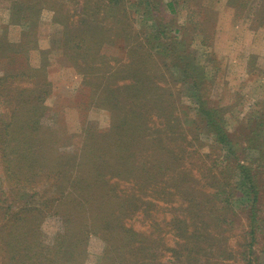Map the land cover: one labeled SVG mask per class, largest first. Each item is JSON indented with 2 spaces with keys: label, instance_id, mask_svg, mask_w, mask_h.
I'll list each match as a JSON object with an SVG mask.
<instances>
[{
  "label": "rangeland",
  "instance_id": "obj_1",
  "mask_svg": "<svg viewBox=\"0 0 264 264\" xmlns=\"http://www.w3.org/2000/svg\"><path fill=\"white\" fill-rule=\"evenodd\" d=\"M170 1L119 0V4H110L107 0H92L94 11L84 15L81 3H71L70 22L74 23V33L68 46L79 50L87 45L78 43L77 38V30L84 25L79 22L85 19L90 32L97 34L101 53L107 58L101 63L103 66L98 65L100 70L85 74L73 65L69 56L66 58L63 54V33L55 23L52 11L44 6L36 14V26L33 25L31 29L29 21L20 24V15L13 14L15 0H0V44H5L3 48L0 47V76L6 72L18 73V76L20 72L31 70H37L38 74L45 76L50 87L43 84V88L39 87L45 91L41 99L50 110L45 112L41 122L47 127H59L55 147L60 151L67 148L73 150L87 130L98 134L110 131L111 123L115 122L109 110L112 106H100L91 97L98 96L100 87L111 85L114 88L116 83L121 86V90H117L118 93L111 90L112 99L121 98L127 105L134 101L136 106H140L136 110L138 120L144 113H149L151 133H148L147 128L144 132L151 134V139L156 135L169 148L171 145L166 136L174 131L178 135L177 146H185L186 152L190 154H185L175 169L178 176H173L174 180L171 176L168 178L171 184L176 182L185 191H188V187L192 188V184H200V196L212 195V191H215L207 190L206 187L209 185L210 173L216 175L222 185L221 191L229 196L233 208L232 213H224L221 230H213L212 226L209 229L202 227L197 257L185 252L179 261L176 254L166 252L156 264H264V32L250 24L253 11L250 8L257 5V0L249 3V7H245L241 1L235 5L230 0H176L175 13H171L168 5ZM23 14H27L26 10ZM191 23L194 32L187 30ZM152 24L156 27L151 28ZM177 29L180 31L176 32ZM30 41L33 47L26 52L24 50L30 47ZM161 41L168 43H165L166 47L170 55L175 53V58L167 56L166 47L158 45ZM115 72L116 76L112 77ZM17 76L14 85L32 87V83L25 84ZM133 84L136 85L134 93L127 87ZM21 100V96H15L9 101L12 105L8 107L0 103V130H4L12 120V109ZM200 108L217 111L215 117L224 123L232 140L233 154L227 155L226 150H214L213 139L196 132L200 130L197 126ZM5 113L6 116L1 117ZM155 132L158 134H152ZM255 134L263 135L262 154L257 146L248 141L256 137ZM186 137H197L200 142L196 140L187 145ZM130 153L131 150H121L119 163ZM4 154L5 149L0 144V229L6 232L7 239L17 243L21 240L14 236L18 227H4V210L14 201L16 207L30 203L32 200L26 198L31 192L13 189L7 175L8 165L4 161ZM165 154L169 157L167 149ZM198 154L199 162L192 168L194 159L191 155ZM226 157L251 168L248 173L261 194L258 203L253 202L250 190L243 185L246 181L241 179L242 175L234 171V167H227ZM187 168L190 173H184ZM120 178L121 189L128 191L134 175L125 171ZM40 179L35 180L37 185L33 189L43 192L48 181L43 174ZM49 183L54 185L55 181ZM234 188L239 193L235 194ZM36 196L28 205L34 210L41 208L40 199ZM30 211L38 215L37 230L34 232L44 243L38 260L42 264H50L51 261H45L55 258L50 252L52 249L57 250V247L53 248V242H57L65 231L63 221L53 206L42 212ZM250 212L257 215L254 224L259 228L253 244H250ZM208 222L205 218L203 225ZM133 223L139 227L137 220ZM27 234L33 233L28 231ZM250 245L251 249L248 247ZM47 247L51 248L49 252ZM80 247L81 252L85 249L81 264H101L107 244L103 239L91 235L85 245ZM117 251L121 253L117 264L138 263L137 259L127 262L134 256L130 244H119ZM7 261L10 262L9 259Z\"/></svg>",
  "mask_w": 264,
  "mask_h": 264
},
{
  "label": "trees",
  "instance_id": "obj_2",
  "mask_svg": "<svg viewBox=\"0 0 264 264\" xmlns=\"http://www.w3.org/2000/svg\"><path fill=\"white\" fill-rule=\"evenodd\" d=\"M107 1L110 4H119V0ZM230 1L235 5L237 1H241L245 7H249V3L253 0ZM91 2L92 0H15L13 14L20 15L18 17L20 24L29 21L28 25L32 29L33 25L36 26V14L44 6L47 7L52 11L54 21L63 33V54L66 58L69 56L70 61L79 70L90 74L99 69L98 65L103 66L101 63L107 61V58L101 53L102 47L97 41V34L90 32L85 19L81 22L78 20L84 25L77 30V38L78 43H87V45L78 50L69 47L68 42L73 40L70 39L71 34L74 33V23L70 22V4L81 3L80 7L84 15L94 11L95 6ZM176 4V0L168 4L171 13H175ZM153 9L151 6V11ZM251 9L253 11L250 24L264 32V0H257V5ZM24 10L28 15L23 14ZM192 26L191 23L187 30L193 31ZM152 27L156 26L152 24ZM179 31V29L176 30V32ZM31 42L30 47L24 51L27 52L33 47L35 40L32 45ZM165 43L167 42L161 41L158 45L166 47L168 43ZM4 45L0 44V47L3 48ZM166 49V54L169 56L170 51L167 47ZM174 54L170 56L175 58ZM117 72L112 73V77H115ZM20 73L21 75L17 76L18 73L6 72L0 76L1 104L8 107L12 105L9 101L15 96L22 97V100L16 102L17 105L12 109V120L4 130L3 128L0 130V144H3L5 149L3 157L8 165L7 175L12 181L13 189L17 192L30 191L32 196L28 195L26 199L32 201L38 195L36 197L40 199L39 207L41 208L34 210L28 207L32 201L22 203L19 207L15 206L14 201L5 208L4 227L17 226L18 231L14 236L21 240L17 243L10 241L7 239L6 232L0 229V264H42L38 256L42 255L41 249L44 243L34 232L37 230L35 227L38 215L30 210L42 212L49 206H53V210L55 209L61 216L65 228L60 239L53 242V248L57 247V250L52 249L50 254L55 258L45 261H51L50 264H81L85 249L81 252L80 246L85 245L87 238L91 235L103 239L107 244L101 264H117L121 254L118 253L117 246L122 243L130 244L134 254L131 260L126 258L124 262L137 259V264H150V261L151 264H156L166 252L176 254L179 261L184 257L185 252L197 257L200 253L197 245L203 233L202 227L209 229L212 226L213 230H221L225 214L232 213L233 208L229 196L221 191L222 185L215 174L210 173L208 180L210 186L207 184L208 187H206L207 190L215 191H212V195L200 196L199 192L202 191L200 184L198 186L192 184V188L188 187V191H185L181 190L176 182L172 184L169 182L170 176L171 179L174 178L173 176H178L175 169L179 166L182 157L185 154L190 156L185 146H177L178 135L174 131L167 133L168 144L171 145L169 148L168 145L164 146L162 138L155 135L151 139V134H148L151 133V128L148 126L151 120L149 113H144L138 120L136 110L140 106H136L134 101H130L131 105H127L121 98L120 100L112 99V91L118 93L117 90H121V86L114 83V88L110 87L111 85H105L103 88L100 87L98 96L91 97V100H96L95 102L100 106L104 104L112 106L107 105L112 119H115V122L111 123L110 131L106 134H98L87 130L83 132L73 150L67 148L60 151L55 147V140L60 132L59 127H47L41 122L45 112L50 110V107L41 99L42 93H45L42 84L47 87H50V84L44 75L38 74L37 70ZM16 76L22 78L25 84L32 83V87L14 85ZM127 87L134 93L135 84ZM198 93L197 90L196 96ZM215 112L217 111L214 109H199L200 121L197 126L200 130L196 132L204 133L213 139L214 150H226L227 155L233 154L235 151L232 148V140L224 128V123L215 117ZM4 116L6 113L1 117ZM5 118L8 119V117ZM5 118L3 120L6 122ZM166 125H169V122H166ZM256 125H258L257 122ZM146 128L149 130L147 134L144 132ZM259 135L261 134H257L248 141L257 146V150L262 154L263 135ZM196 140L199 141V138H185L187 145ZM124 149L131 150V153L119 163L121 158L118 155ZM166 149L169 157L165 154ZM191 156L194 159L191 165L193 168L199 162V154ZM226 160L228 168L234 167V171L242 175L241 179L246 181L243 185L250 190L253 202L258 203L261 194L248 173L251 168L239 165V162L232 161L230 157H226ZM125 161H127L126 167ZM183 168L186 169L185 164ZM125 171L134 175L131 186L127 188L128 191L120 187V177H123ZM190 172L188 168L184 170V173ZM41 174L48 182L44 191L38 192L33 187L37 185L35 180L40 179ZM53 180L54 185L49 183ZM193 181L197 183L196 179ZM234 190L235 194L239 193L237 188ZM210 196L212 197L209 201ZM203 204H205L204 208ZM249 216L250 221L252 220V222L249 221L252 237L250 244H253L259 228L257 224H254L257 215L250 212ZM205 218L209 222L203 225ZM136 220L139 222L138 228L133 225V221ZM28 231L33 234H27ZM248 247L251 249V245ZM50 250L51 248L47 247V251ZM8 259L10 262L7 261ZM128 264H134V262H128Z\"/></svg>",
  "mask_w": 264,
  "mask_h": 264
}]
</instances>
